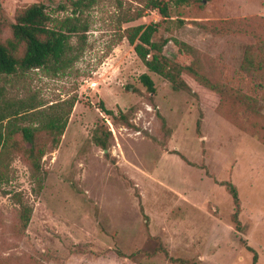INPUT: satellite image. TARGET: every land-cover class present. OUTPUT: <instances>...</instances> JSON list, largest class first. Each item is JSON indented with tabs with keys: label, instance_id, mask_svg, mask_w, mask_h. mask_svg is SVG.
Masks as SVG:
<instances>
[{
	"label": "rangeland",
	"instance_id": "obj_1",
	"mask_svg": "<svg viewBox=\"0 0 264 264\" xmlns=\"http://www.w3.org/2000/svg\"><path fill=\"white\" fill-rule=\"evenodd\" d=\"M74 1L0 0V21L13 22L19 10L35 3L51 19H62ZM143 7V0H93L80 8L84 43L71 37L61 66L0 75V105H40L17 121L20 126H35L54 113L65 121L56 148L41 159L37 192L25 163L17 156L8 162V181L0 188V259L172 264L170 257L251 264L241 237L256 264H264V100L254 117L219 105L188 76V92L172 91L146 71L125 39L113 44L118 30L157 24L151 40L162 42L164 57L182 55L180 43L186 44L207 79L259 100L264 85L243 75L239 64L247 46L264 41V0H209L200 8L168 4L166 18ZM139 11L138 19L121 22ZM7 36L3 28L0 38ZM141 74L151 80L153 94L140 84ZM95 129L110 134L105 151L92 142ZM226 183L236 190L240 234L230 224ZM12 193H21L31 208L16 238L10 234L16 221Z\"/></svg>",
	"mask_w": 264,
	"mask_h": 264
},
{
	"label": "trees",
	"instance_id": "obj_2",
	"mask_svg": "<svg viewBox=\"0 0 264 264\" xmlns=\"http://www.w3.org/2000/svg\"><path fill=\"white\" fill-rule=\"evenodd\" d=\"M144 10L154 9L159 16H168V4L174 6H197L202 7V1L209 0H143ZM93 0H76L71 3L70 13L62 19H51L40 4H31L19 10L13 17V22L4 23L0 21V37L3 28L8 29V36L0 38V75H14L17 71L31 69H42L47 66H61L66 60L65 54L70 48L71 37L77 38V44L84 43V33L87 30L85 24L80 22V8H88ZM141 17V11L133 16L122 17L121 22L126 24ZM157 24L150 23L146 26L128 27L122 31L118 30L113 44L125 39L132 47L136 58L142 63L147 72L153 73L165 80L172 91H189V86L184 76H188L192 82L201 86L204 90L212 93L219 105L227 108H241L248 116H260L257 111L258 101L264 100V88L259 100L252 98L226 84L212 82L201 72L196 57V51L190 46L180 43L182 55L169 60L161 53L162 42H153L152 35L156 32ZM148 56V57H146ZM239 71L248 78L264 85V41H256L254 45L247 46L239 64ZM145 91L153 94L154 89L151 80L146 74L138 77ZM74 100L68 104L71 108ZM40 105L20 103L16 108H6L0 105V188L8 181V162L12 156L19 157L25 163L29 178L34 186L33 192H37L41 186V159L51 153L57 146L63 134L65 121L60 122L58 115H50L46 120L30 126H20L18 120L22 116L34 115ZM68 107V110L70 108ZM99 109L112 118L110 111L99 104ZM161 126L163 119L157 116ZM120 122L127 125V119L120 115ZM113 119V118H112ZM199 120L196 122V128ZM259 128L264 132V121ZM110 134L105 132L104 136L93 131L92 142L105 151L107 149V138ZM264 144V134L262 137ZM231 199L232 214L230 224L233 230L240 234V223L238 221L239 203L235 188L230 184H224ZM12 204L16 206V221L11 226L10 234L16 238L21 234L31 216V208L23 201L21 193H12L10 196ZM238 243L245 250L252 253L251 264H256V254L248 247L245 240L238 237ZM118 256L120 254L116 252ZM166 255V253H165ZM172 264H202L182 259H167ZM18 264L17 260L0 259V264ZM23 264V263H22ZM28 264V263H26Z\"/></svg>",
	"mask_w": 264,
	"mask_h": 264
},
{
	"label": "built area",
	"instance_id": "obj_3",
	"mask_svg": "<svg viewBox=\"0 0 264 264\" xmlns=\"http://www.w3.org/2000/svg\"><path fill=\"white\" fill-rule=\"evenodd\" d=\"M146 57H148V56H146Z\"/></svg>",
	"mask_w": 264,
	"mask_h": 264
}]
</instances>
